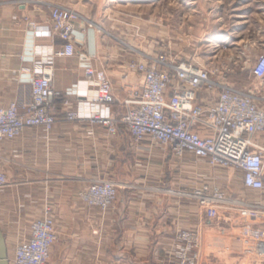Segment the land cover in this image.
Segmentation results:
<instances>
[{"label": "crops", "instance_id": "0c3cea01", "mask_svg": "<svg viewBox=\"0 0 264 264\" xmlns=\"http://www.w3.org/2000/svg\"><path fill=\"white\" fill-rule=\"evenodd\" d=\"M54 5L51 0L0 2V105L15 102L23 112L36 62L62 45L44 28ZM78 11L72 21L76 53L52 55L58 92L55 123L49 131L27 127L14 139L0 141V171L8 179L0 188V230L8 264L15 247L29 238L32 222L46 213L56 231L47 264H174L180 246L176 232L205 228L202 206L190 192L209 184L249 202L261 195L244 189L235 169L214 167L188 153L176 156L170 147L148 138L134 140L122 124L109 133L90 121L97 106L85 68L106 72L114 95L106 111L120 116L134 105L142 83V76L128 69V60L147 59L142 50L131 53L107 42L96 27L86 25L91 14ZM28 21L37 22L39 31L30 30ZM228 82L237 91L245 90L234 76ZM216 93L201 90L197 101L211 103ZM252 96L264 109V97ZM68 110L79 112V118L66 120ZM197 132L212 134L203 125ZM249 139L251 150L264 156V132ZM97 179H110L117 186L115 201L104 211L89 207L80 196Z\"/></svg>", "mask_w": 264, "mask_h": 264}, {"label": "built area", "instance_id": "2783aa9c", "mask_svg": "<svg viewBox=\"0 0 264 264\" xmlns=\"http://www.w3.org/2000/svg\"><path fill=\"white\" fill-rule=\"evenodd\" d=\"M77 14L68 8L53 6L45 30L62 41L52 55L72 56L76 53L73 43V23ZM30 30L39 31L35 21H28ZM50 57L39 59L30 81V100L20 112L15 102L0 105V141L17 137L24 128L43 127L49 131L55 123L54 109L58 92L53 87L54 67ZM162 67H159V66ZM131 71L142 76L139 91L135 92L134 105L120 116L106 110L114 101L111 82L106 72L90 66L84 70L87 86L93 90L97 109L89 114L92 123L104 126L114 133L122 124L134 140L148 138L150 142L168 146L176 156L191 154L206 160L210 165L233 168L240 172L244 189L258 192L264 200V156L252 151L250 136L264 132V109L253 98L210 77L211 71L189 61L173 62L159 56L152 63L134 62ZM254 79L264 78V52L256 56L251 68ZM216 92L213 102L197 101L199 91ZM77 111L68 110L64 118H79ZM203 125L212 134L200 136L197 126ZM254 148V147H253ZM8 179L0 171V188ZM117 186L109 179L94 180L80 193L89 207L106 210L116 199ZM201 206L222 202L221 191L203 184L191 195ZM180 244L174 264H195L197 238L193 230L178 231L175 236ZM56 240L54 221L47 213L30 225V236L20 242L9 264H47L49 250Z\"/></svg>", "mask_w": 264, "mask_h": 264}, {"label": "rangeland", "instance_id": "374dc122", "mask_svg": "<svg viewBox=\"0 0 264 264\" xmlns=\"http://www.w3.org/2000/svg\"><path fill=\"white\" fill-rule=\"evenodd\" d=\"M6 1L17 0H0ZM51 1L75 12V19L78 9L87 11V26L96 27L110 44L131 53L142 50L147 63L159 56L189 61L209 69L217 82L232 87L228 77L234 76L245 87L240 92L264 97V78L250 73L256 56L264 52V0ZM139 61L129 59L128 69ZM170 173L164 172L163 187ZM208 186L221 191L225 200L202 206L203 231L189 229L197 238L195 264H264L262 196L249 202Z\"/></svg>", "mask_w": 264, "mask_h": 264}, {"label": "water", "instance_id": "95a60500", "mask_svg": "<svg viewBox=\"0 0 264 264\" xmlns=\"http://www.w3.org/2000/svg\"><path fill=\"white\" fill-rule=\"evenodd\" d=\"M0 264H8L4 236L0 230Z\"/></svg>", "mask_w": 264, "mask_h": 264}]
</instances>
